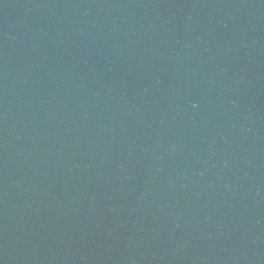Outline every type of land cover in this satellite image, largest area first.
<instances>
[{"label":"water","instance_id":"1","mask_svg":"<svg viewBox=\"0 0 264 264\" xmlns=\"http://www.w3.org/2000/svg\"><path fill=\"white\" fill-rule=\"evenodd\" d=\"M0 264H264V0H0Z\"/></svg>","mask_w":264,"mask_h":264}]
</instances>
